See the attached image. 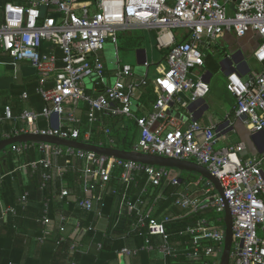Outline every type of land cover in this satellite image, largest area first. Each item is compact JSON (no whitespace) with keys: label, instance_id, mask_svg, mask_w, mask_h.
<instances>
[{"label":"built area","instance_id":"obj_1","mask_svg":"<svg viewBox=\"0 0 264 264\" xmlns=\"http://www.w3.org/2000/svg\"><path fill=\"white\" fill-rule=\"evenodd\" d=\"M75 2L28 0L26 5H2L0 50L9 55L15 69L21 61L32 65L38 77L37 92L46 102L41 111L21 113L20 118L32 126L30 131L86 142L88 134L81 138L79 119L72 112L65 114L67 106L84 102L89 123L98 112L135 121L139 135L128 151L196 162L218 179L222 192L203 177L182 179L177 169L51 143L39 145L44 157L31 166L40 163L50 168V158L63 155L81 160L88 194L77 201V206L86 211H92L102 197L101 193H91L96 183L108 184L119 170L117 183L123 191L111 190L117 195V216L129 217L131 232L143 238L138 246L121 247V255L157 252L162 264H183L178 260L181 257L187 264H219L225 241L224 213L228 208L232 219L229 264H264V238L257 233L264 226V150L241 160L238 153L245 150L243 143L219 147V134L213 126L192 121L182 129L166 113L167 106L178 101L183 92L190 91L192 99L209 92L202 79L191 76L192 69L203 64L199 48L202 37L215 38L225 33L244 37L255 33L260 42L253 51V59L264 63V0H94L96 9L91 12L83 7L80 14ZM53 6L60 11L58 20L52 16L43 18L41 8ZM135 28L154 31L157 47L167 50L166 65L153 79L157 98L146 116H136L131 108L135 90L147 83L146 78H133L131 65L117 63L114 83L103 87L96 96L87 93L82 84L85 78L103 77L104 65L96 55L105 43L109 41L116 47L118 33ZM176 28H185L187 37L176 41ZM46 43L61 50V68L57 69L55 54L44 50ZM50 78L54 83L47 87ZM226 88L235 97L234 114L245 115L249 131H264V71L247 79L232 72L226 77ZM5 112L9 118V109ZM52 115L57 116L56 125L34 127L39 117ZM24 148L23 144L12 146L17 152ZM57 171L61 175L62 167ZM137 176L144 177L142 185ZM42 177L47 180L50 175L43 173ZM68 193L66 188L60 190L61 197ZM164 210L168 211L163 213ZM205 211L211 216L197 215ZM0 212H14V208L0 200ZM49 220L42 218L44 225ZM171 222L173 229L168 230L166 225ZM118 223L117 218L113 226ZM79 229L84 228L77 222L75 231ZM64 239L63 235L59 237V241ZM101 246L97 243L98 248Z\"/></svg>","mask_w":264,"mask_h":264},{"label":"crops","instance_id":"obj_2","mask_svg":"<svg viewBox=\"0 0 264 264\" xmlns=\"http://www.w3.org/2000/svg\"><path fill=\"white\" fill-rule=\"evenodd\" d=\"M27 2L28 0L25 1V4L20 5H26ZM75 3L76 12L79 14L83 7L91 12L96 9L94 1H76ZM3 4V0H0V19ZM41 13L43 18L52 16L58 20L60 16V11L54 6L50 8H41ZM173 33L176 41H181L187 37L185 28H176ZM123 34L132 37L131 44L134 45L135 51L132 52L131 56L130 53H128V49H123L119 46V38ZM154 36V31L135 28L119 32L116 47L114 44L107 41L103 49L96 55L98 60L104 65L103 77L101 79H93L91 77L85 78L82 84L86 92L91 95H96L106 85H112L115 80L114 72L117 63L129 64L133 70V78L143 77L147 79V83L140 86L134 92L131 102L132 111L137 116L148 115L152 111L157 98L153 79L159 74V69L166 65L165 56L167 53L166 49H159L157 47ZM259 42L260 38L258 35L252 32L246 34L244 37H237L233 33H225L215 38L202 37L199 48L203 53V64L200 67L192 69L191 76L195 80L202 79V81L208 85L209 92L204 97L196 99H192L190 91L183 92L179 95L178 101L170 103L166 108V113L173 117L177 126L182 129L192 121H197L201 125L213 126L219 134V147L243 143L245 150L238 153L241 160L258 155L264 150V133H252L246 127L244 118L234 114L235 97L226 88V77L228 74L236 72L243 79H247L251 75H256L264 71V63H258L253 59V51L257 48ZM46 44L44 50L47 53L55 50L54 46L48 43ZM0 52V107L4 105V103L10 106L12 104V111H15V117L12 121L14 123L13 128H15L14 134L5 137L4 134L7 133L3 132L1 134L2 141L17 135L35 133L30 131L32 126L20 118V113H22L23 109L33 110V103L39 104V102L30 101L29 103L28 98L24 97L25 91L36 83L37 74L32 65L29 62L21 61L17 69H15L10 63L11 58L9 55L1 50ZM130 61H135L139 68L135 70ZM53 83V79L50 78L47 82V87H52ZM14 86H19L18 88H21V93L23 94H18V96H16L17 94L13 91ZM85 106L87 105L84 102H79L75 107L67 106L65 108V114L72 112L77 119H79L77 126L80 129L81 138H83L84 133H87L88 137L86 143L114 147L112 145L116 143L115 136L110 135L108 128L109 120L114 121V118H109L110 116L104 112H98V114H96V119L98 121L95 119L93 122L89 123L86 115L87 107ZM62 116L65 115L63 114ZM84 116L86 117L85 128L82 126V118ZM117 119H119L120 123L125 125L129 123L124 117H117L116 120ZM228 120L229 124H224ZM56 122V115H52L49 118L39 117L35 121L34 127L36 129H45L56 125ZM62 123L65 125L66 120L63 119ZM17 125L21 126L17 127ZM130 125L136 129V140L139 135V129L136 124L134 125L131 123ZM21 129L23 130L21 131ZM106 129L108 132L105 131ZM16 131L20 133L16 134ZM89 139H92L94 142H89ZM110 139H113V141H110ZM29 143L32 142L17 144H23L27 147ZM13 145L0 151V159L2 158L3 161H6L7 157L11 155L12 161L15 163L13 170L20 173L23 172L25 168L24 162H19L18 158V153L22 150L19 152L12 150ZM57 173L58 171H56V174ZM196 177L199 178L200 176L196 175ZM63 188L69 190L68 181H65L60 187L59 192L54 194V200L57 201L62 198L60 196V190ZM68 196L74 199L72 195L69 194ZM113 209L116 210V201L113 205ZM2 216H4V214H2ZM61 217L63 216L57 214L56 217L47 221L45 225V231L47 232L45 236L47 238H54V230H56L57 224L61 221ZM95 219L97 220L95 222V232H93L94 234L92 233L90 237H86L85 229L75 231V222L72 220L67 222V232L65 231V233L72 240V244L68 246V251H70L72 255L77 253L83 255L92 251L98 252L103 249V242L100 240L103 236L100 233L111 230L113 221L106 216L95 217ZM125 219L122 225H120L121 222H119L115 228L123 229L121 226H125L126 230L123 229L121 233L113 232L111 234V236L114 237L113 240L119 242L120 246L113 250L114 258L109 260L107 264H162L163 259L157 252H141L135 256H124L118 253L119 249L123 246L135 247L140 245L143 241L141 236L131 232L130 219L127 217H125ZM1 222L2 218L0 217V224ZM261 230L263 231L262 237L264 238V226H261ZM1 232L3 233V230H0V233ZM99 242L102 243L101 248L97 247V243ZM42 244L43 242L41 240L35 244L30 251L31 257L35 259L40 257V248ZM72 260L74 261V259ZM73 261L71 264L74 263Z\"/></svg>","mask_w":264,"mask_h":264},{"label":"trees","instance_id":"obj_3","mask_svg":"<svg viewBox=\"0 0 264 264\" xmlns=\"http://www.w3.org/2000/svg\"><path fill=\"white\" fill-rule=\"evenodd\" d=\"M25 1L26 0H3V3L13 2L25 4ZM76 1L84 2L94 0ZM46 45L47 44H45V46ZM54 49L53 53L57 58L56 66L57 69H59L62 67V52L57 47H54ZM18 87L19 86L13 87V91L17 94L16 96H18V94H23L21 93V88ZM37 88L38 77L36 83L32 85L31 88H28L25 94L27 95L26 97L29 103L30 101L39 102V104L33 103V110L41 111L46 105V102L37 92ZM11 106L4 103V105L0 107V141L3 132L7 133L9 136L14 134L15 128H13L14 123L12 121L15 117V111H12ZM6 107H8L10 111L9 118L6 117ZM25 110L23 109L22 112ZM108 116H110L109 118L111 119L114 118V121L109 120L110 125L108 126L110 135L115 136L116 140V143L112 146L125 150L130 149L132 142L136 138V129L130 124L132 123L135 125V121L124 117V119L130 123L125 125L120 123L119 119L116 120L117 117ZM84 117L82 118L83 128L86 127V117ZM20 126L21 125H17V127ZM88 141L94 142L92 139ZM41 143L43 142L29 143L25 149L18 153L19 162H24L25 165L23 172L19 173L13 170L15 163L12 161L11 155L7 157L6 161H3L2 158L0 159V200L4 205H9L14 208V212L5 213L4 216H2L0 212V217L2 218L0 230H3V233H0V264H71L73 261L72 259H74V263L72 264H107L109 260L114 258L113 250L120 246L119 242L113 240L114 237H112L111 234L113 232H123V229L126 230L125 226H121L123 229L113 226L111 230L100 233L103 236L100 239L103 242V249L98 252L92 251L83 255L78 253L72 255L70 251H68V246L72 244V240L66 235L65 231L67 232V222L72 220L75 224L79 222L81 227L85 229L86 237H90L92 233L95 232V222L97 221L95 217L101 216H106L112 219L113 222L118 218L119 222H121L120 225H122V222L126 220L125 217L127 216H117L116 210L113 209L117 195L111 191L112 189H115L117 192L123 191V186L121 187V185L117 183V176L120 171L117 170L114 172V177L111 178L108 184L101 185L96 183L91 193H101L102 197L99 201L95 202L92 211L83 210L77 206V201L86 197L88 194L82 178L84 163L81 160L63 155L61 157H51L50 168H44L40 163H37L36 167H32L31 163L33 161H37L44 157V154L39 150V145ZM59 167L63 169L61 175L58 173V175L56 174ZM43 173L49 174L50 177L44 180L42 177ZM137 179L140 185L144 183V177L137 176ZM65 181L69 182L68 195H72L74 199L67 196L57 201L54 200V194L59 192L60 187ZM188 184L191 183L188 182ZM131 192L132 189L129 193ZM132 194L133 193L130 195ZM23 196L25 197L24 201L22 200ZM168 210H164L163 213ZM57 214L63 216L64 220L59 221V224H57L56 230H54V238H47L44 234L45 225L43 224L42 218L45 216L52 219L56 217ZM197 215H199V217L211 216L207 211L200 212ZM127 218L130 219L129 217ZM88 226H90V229H87ZM166 226L168 230L173 229L172 222L168 223ZM61 227L65 228L64 231L60 230ZM61 235L65 237L64 240L66 241H59ZM41 238L43 244L40 248V257L35 259L31 257L30 251ZM178 260L183 264H187V261L182 257L178 258Z\"/></svg>","mask_w":264,"mask_h":264},{"label":"water","instance_id":"obj_4","mask_svg":"<svg viewBox=\"0 0 264 264\" xmlns=\"http://www.w3.org/2000/svg\"><path fill=\"white\" fill-rule=\"evenodd\" d=\"M241 117L245 118V115H241ZM224 124L228 125L229 120L226 121ZM262 133H264V131H262ZM27 142H43V143L60 145L64 147H73L77 149L95 152L101 155H109L120 159L132 160L139 163L162 166L166 168L194 173L200 177L210 180L216 186L217 191L222 192L218 179L215 176H213L207 168L193 161H184V160L167 158L159 155L136 153L115 147H105V146L95 145L92 143H86L76 140L61 139L55 136H43L37 133H28V134L17 135L11 138L4 139L0 141V151L6 149L10 145L17 143H27ZM224 226H225V241H224V248L219 264H229L230 261V250L232 244V219L228 208H226L224 213Z\"/></svg>","mask_w":264,"mask_h":264},{"label":"rangeland","instance_id":"obj_5","mask_svg":"<svg viewBox=\"0 0 264 264\" xmlns=\"http://www.w3.org/2000/svg\"><path fill=\"white\" fill-rule=\"evenodd\" d=\"M129 38V40H128ZM131 36H128L127 34H123L120 36L119 38V46L120 48H123V49H128V53H130V56L132 55V52H134V45L131 44ZM129 55V54H128ZM136 61V59H135ZM135 61H130L134 67L135 70H137L139 68V66L136 65V62ZM110 125V123H109ZM182 179H185V180H189L191 177H196V174L194 173H189V172H186V171H180L179 172ZM258 235L259 236H263V231L261 230V227L258 228V231H257Z\"/></svg>","mask_w":264,"mask_h":264}]
</instances>
